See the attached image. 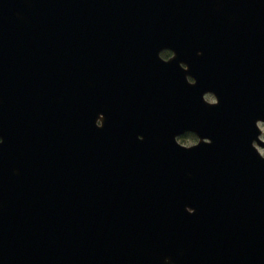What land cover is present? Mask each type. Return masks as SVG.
<instances>
[{"label": "water", "instance_id": "95a60500", "mask_svg": "<svg viewBox=\"0 0 264 264\" xmlns=\"http://www.w3.org/2000/svg\"><path fill=\"white\" fill-rule=\"evenodd\" d=\"M257 121L264 0H0V264H264Z\"/></svg>", "mask_w": 264, "mask_h": 264}, {"label": "flooded vegetation", "instance_id": "af4514ba", "mask_svg": "<svg viewBox=\"0 0 264 264\" xmlns=\"http://www.w3.org/2000/svg\"><path fill=\"white\" fill-rule=\"evenodd\" d=\"M207 97L211 99V96L207 95ZM193 142H194V141H193ZM193 142H192V143H193ZM192 143H188V144H192Z\"/></svg>", "mask_w": 264, "mask_h": 264}]
</instances>
